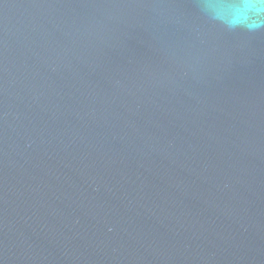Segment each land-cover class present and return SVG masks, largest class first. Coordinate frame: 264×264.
Here are the masks:
<instances>
[{
    "label": "water",
    "instance_id": "95a60500",
    "mask_svg": "<svg viewBox=\"0 0 264 264\" xmlns=\"http://www.w3.org/2000/svg\"><path fill=\"white\" fill-rule=\"evenodd\" d=\"M0 264H264V0H0Z\"/></svg>",
    "mask_w": 264,
    "mask_h": 264
}]
</instances>
